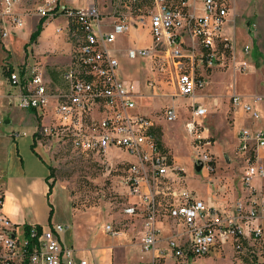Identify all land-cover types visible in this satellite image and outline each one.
Returning <instances> with one entry per match:
<instances>
[{
  "label": "built area",
  "instance_id": "2783aa9c",
  "mask_svg": "<svg viewBox=\"0 0 264 264\" xmlns=\"http://www.w3.org/2000/svg\"><path fill=\"white\" fill-rule=\"evenodd\" d=\"M16 1L5 0L8 7ZM153 3L148 17H142L140 24L135 23L149 28L153 45L138 49V53L155 60L171 58L178 78V93L193 95L204 85V80L197 75L200 64L213 67L220 62L214 45L230 13L232 17L236 15L234 4L232 0H203V14L195 15L187 10L186 0H153ZM117 6H122V0H117ZM48 9L41 8L39 13L47 15ZM64 13L71 21L73 33L79 36V45L74 60L62 72V84L52 85L38 68H33L26 78L22 69L12 70L9 75L10 84L20 90L22 108L55 104L54 122L41 125L39 139L66 135L83 153L107 152L110 147L118 146L136 158L128 168L126 186L130 194L140 198L145 222L140 245L142 250L151 252V264L166 256H205L220 251L228 243L241 251L247 235L261 238L263 224L252 225V222L264 212V197L253 190L252 180L264 178V166L259 162L260 151H264V125L254 133L242 128L238 134L237 152L247 161L242 181L249 192L244 199L235 200L230 206L218 205L186 188L173 189L170 199H160L158 186L175 167L170 166L165 154L159 153L151 118L132 112L136 105L134 86L119 77V61L106 47L114 41L117 31L126 32L133 22L123 18L115 23L116 31H105L101 29L97 7L69 8ZM14 21L22 23L20 17L14 16ZM228 46L232 44L229 42ZM148 84L156 87L155 76ZM231 97L233 104L240 105L251 118L261 117L259 106L264 110V95L245 98L233 94ZM98 101L103 103L102 117L93 131L86 132L87 112ZM193 111L194 115L204 116L207 109L195 105ZM177 117V109L168 106L166 119L173 122ZM188 129L196 135L198 145L212 143L199 134L196 120L189 121ZM196 161L208 171L215 169V157L208 150L198 151ZM2 204L0 187V264H74V248L65 246L59 237L64 230L62 224L47 228L31 225L28 232L26 226H19L3 213ZM166 207L168 212L159 221L161 208ZM163 222H170L166 236L162 235ZM106 230L112 236L123 235V230L113 223L106 224Z\"/></svg>",
  "mask_w": 264,
  "mask_h": 264
},
{
  "label": "crops",
  "instance_id": "0c3cea01",
  "mask_svg": "<svg viewBox=\"0 0 264 264\" xmlns=\"http://www.w3.org/2000/svg\"><path fill=\"white\" fill-rule=\"evenodd\" d=\"M186 2L189 12L195 15L203 14V0H186ZM54 6H56V11L53 13L54 15L46 18L43 29L35 41H31V35L44 16L38 12L17 14L15 10H13V7L8 11H0L5 26L4 32H6L3 37H0V42L10 36L12 33L11 30H15V26L8 28L7 22H10V20L12 21V19L13 22H15L14 16L20 17L22 23H17L16 25L19 27L25 25L27 30L18 29L17 32L13 31V33L18 37L22 36L23 41L27 40L29 37V41H27L28 46L26 47L27 56L24 62L25 64L21 68L24 70L23 73H25L23 77H28L33 68H38L52 85L58 86L61 85L63 81V70L74 60L79 45V36L73 33V28L70 26V19L63 13V9H88L97 7L101 16V29L105 31H116L115 23L122 21L124 17L119 13L123 10L117 8L119 7L117 6V0H56ZM235 16L232 17L230 13L222 29L223 39L220 36L217 38L221 39V42L219 41V48L216 49V51L218 52L219 60L222 62H225V48L229 47V42L232 44L231 48H236V40L232 31V26H235ZM55 20H60V22L66 21V24L57 23L55 27H52V23H55ZM138 27H141V30L146 35L147 41L145 42L147 45L145 43L140 46H134L136 44L137 35L135 32L138 31ZM148 42H151L153 45L149 28L133 23L126 32L117 31L115 40L107 44L106 47L112 56L116 57L119 61V77L122 80L131 82L134 86L135 94L133 98L136 105L132 112L147 115L153 121L155 128L160 126L163 131L161 141L169 147V142H167V140L169 141L170 139V134L168 133L169 128H167L163 122H176L183 110H180L179 106L175 105L174 101L169 98L174 97L172 95H180L178 93L177 84L175 85V92L163 91V85L159 86V74L162 71L164 73V71L173 70L171 73L174 72L176 77L177 74L173 60L169 57L168 59L162 58L163 61L159 59L164 64L160 65L161 68L157 70L158 75L156 71L154 72L155 67H153L152 75L143 82L140 81L136 83L134 79L125 77L126 72H128L126 65L129 63V60L134 59L135 56L141 59L149 58V68H151V62L155 63L156 60L152 56H140L138 53V49L147 48ZM114 44H117L116 47H113ZM115 53H120L122 55L121 58ZM222 62L221 64H223ZM221 64L219 62L218 65L213 67L200 64L197 71L198 77L204 80V85L197 89L203 90L200 92L196 91L195 94L189 96L193 98L195 103L192 105L191 109L192 118L186 119L187 121H185V128L189 134L191 144L194 147L198 145V141L196 135L191 133L188 129L189 121L196 120L197 131L202 138L208 137L211 139L207 133L209 129L207 127L204 129L200 127L203 126L204 119L209 114V108L211 110L213 105L219 104L223 111L230 110L229 106L230 101L232 102L231 96L233 94L242 95L245 98L257 95L248 94L247 89L241 86L240 89L235 87L233 89L229 88L228 90L227 82H223V77H221L218 70H216ZM1 76L4 75H0V85L5 86V91L2 93L1 97L9 101L8 106H6L5 103L0 106V114L5 115L3 120L4 124L0 125V187L3 193V213L19 226L38 225L41 228H47L55 224H62L64 230L60 233L59 237L65 246L74 248V264H140L141 262H148L147 259L143 258L139 260V263L135 262L133 254L134 247L140 246L139 242L145 229L139 196L130 194L129 190L126 192L130 198V203L124 207L123 211H125L124 218L129 222V232L125 235L126 229H122V236H112L107 232L106 224L111 221L108 220L106 215L92 217L90 212L88 213L89 215L87 214V209H80L77 207L68 187L50 176L51 163L43 155L45 150L41 145L38 133L41 125L54 122V112L51 109V105L43 108H22L20 106L19 88L11 86L9 76H7V78L4 76V80ZM152 76H155L157 80L155 88H152L148 84V80ZM239 77L240 79L244 78L242 74H240ZM227 98L229 102L225 101ZM198 100L202 101L199 102ZM164 103H166V109L168 106H174L177 109L178 117L175 121L169 122L166 117L162 119L160 115L157 117V114L162 111ZM195 105L204 106L207 109L206 115H194L193 108ZM232 105L233 114L230 115V117L236 128L240 125L242 126L239 131L242 128H247L254 133L258 128L264 125V110L261 106H259L262 112L261 117L254 119L251 118L248 113L244 112L240 105L236 106L233 102ZM247 119L258 121L259 125L254 126L257 122H253V124L255 123L254 125L248 126L246 123ZM239 131L236 132L234 136L237 141V148ZM174 134L175 133H173L172 136ZM112 148H118V146L110 147L107 152L109 150L111 152ZM119 148H123L127 151L124 147ZM197 152L198 151L193 154L192 158H188L189 162L190 159L192 160L195 171H197L196 164H199L196 161ZM236 154H238V152ZM165 155L168 157L170 166H174L175 169L183 166L180 163L179 165L175 160L172 165L169 154ZM132 157L133 160L135 159L133 163L136 162V158L133 155ZM259 158L260 164L264 166V151H260ZM214 164L216 166V163ZM185 168L186 167H184V169ZM186 169L188 170V168ZM214 171L215 169L213 172ZM171 173L176 174V172L169 171L168 177ZM242 178L238 186H234V184L229 182L224 183L221 176L215 178L213 181H209L214 184V189L207 190L205 199L210 198L214 200L216 204L225 206H230L235 200L244 199L248 195L249 190L245 188ZM50 183H53L52 189H50ZM252 186L253 190L259 194L260 197H264V178L254 177ZM126 188L128 187L126 186ZM195 195L198 197L197 194ZM132 220H135L134 222L136 223H132ZM168 223L164 226L165 228L162 231V235H165L170 229ZM252 223L263 224L264 228V212ZM101 233H103V241L100 239ZM218 250H224V248L222 247ZM255 250H257V252H254ZM241 251L251 252V255L256 254L257 262L259 264H264V232L259 239H254L252 236L247 235L243 241ZM169 257L171 259L174 258L171 256L166 258ZM151 260L152 254L149 261L150 264L152 262ZM83 261L86 263H83Z\"/></svg>",
  "mask_w": 264,
  "mask_h": 264
},
{
  "label": "rangeland",
  "instance_id": "374dc122",
  "mask_svg": "<svg viewBox=\"0 0 264 264\" xmlns=\"http://www.w3.org/2000/svg\"><path fill=\"white\" fill-rule=\"evenodd\" d=\"M55 2L56 0H17L8 7L5 0H0V11H8L14 5L13 10H15L17 14H30L31 12L39 13L41 8H49L48 14L44 16L51 17L55 12ZM232 2L236 13L235 26H232V31L236 40V48H225V62L219 60L220 64L221 62L223 64L216 70H218L220 76L223 77V82H227L228 90L229 88L233 89L235 87L240 89L241 86L247 89L248 94L264 95V0H232ZM153 5V0H122V6L119 8L123 11L119 13L127 21L129 20L133 23L138 22L140 24L141 18H147L149 12L153 10ZM65 10L66 9H63V13ZM57 23L65 25L66 21L60 22V20H55V23H52V27H55ZM16 24V22H13V19L7 22L8 28L15 26V30L10 29L12 32L10 36L0 42V75L3 74L6 78V71L9 67L12 66L15 72H19L25 64L24 62L27 56L26 47L28 46L27 41H29V37L27 40L23 41L22 36L18 37L13 33V31L17 32L18 29H26V26L22 25L19 27ZM4 30L5 26L2 21V16L0 15V37H3ZM137 30L138 31L135 32L137 35L136 44L134 46L143 45L146 43L145 41H147V37L141 30V27H138ZM220 37L223 39V31ZM219 41L221 42V39H216L214 45L215 49L219 48ZM116 45L117 44H114L113 47H116ZM247 45L249 49L245 47ZM150 47H152V43L148 42L147 48ZM115 54L119 58L122 56L120 53ZM160 62L159 58H157L155 63L151 62V68H149V58L141 59L135 56V58L129 60V63L126 65L128 72H126L125 77L134 79L136 83L140 81L143 82L152 75L153 67H155L154 72L156 71L158 75L157 70L161 68ZM172 71H164V73L162 71L159 74V86L163 85V91H176L175 85L177 84V76L175 77L174 72L171 73ZM240 74L244 77L243 79H240ZM4 76H1L3 80L5 79ZM202 90L203 89H197L199 92ZM4 91L5 86L0 85V106L4 105L3 103H5L6 106L9 105V101L1 97ZM172 96L174 97L169 98L172 99L175 105L179 106L180 110L182 109L183 112L176 122H163L165 123L164 125L169 128L168 133L171 136H169V141L167 140V142H169V147L163 143V141H161L162 144L158 143L157 138L160 137L162 139L163 137V131L160 126L156 128L153 126L152 131L159 145V153L169 154L172 165L175 160L178 164L180 163L183 166L174 169L176 174L171 173L169 177L165 179L164 184L158 186L160 189L159 198L168 200L171 197V190L186 188L197 194L199 198L205 199L207 190L214 189V184L209 181H213L220 176L224 183L229 182L234 184V186H238L247 168V161L240 153L236 154L239 150L234 136L242 126L240 125L236 128L235 124L232 123L233 120L230 117V115L233 114V107L231 108V106H233L232 102L230 101V110L223 111L219 104L213 105L211 110L209 108V114L204 119L203 126L200 127L203 129L207 127L209 129L207 133L213 143L211 145H197L194 147L191 144L189 134L185 128V121H187L186 119L192 118L191 109L195 102L193 98L189 96ZM198 101L201 102L202 100ZM225 101L229 102V99L227 98ZM49 105H51V109L54 111L55 104L51 102ZM162 108V113H158L157 117L160 115L162 119H165L166 103L163 104ZM102 109L103 103L102 101H98L87 112L84 125V130L86 132H91L97 127L96 124L102 117ZM4 117V114H0V118L2 119L0 125L4 124ZM253 122L257 123H254V125ZM246 123L248 126L259 125L258 121L251 119H247ZM173 133L175 134L172 136ZM60 136H50L49 138L45 136V138L41 140V145L45 150L43 155L51 163V174L54 179L62 182L68 187L77 207L80 209H87V214L90 212L92 217L106 215L108 220L111 221L109 223H113L114 226L119 229H126V235V233L129 232V222L124 218L125 211H123V209L130 203V198L126 193L128 190V188H126V178L128 168L135 159L133 160L132 155L119 147L112 148L111 152L109 150L108 152L91 151L83 153L73 146L71 140L66 135ZM204 150H208L215 157L216 166L214 172L208 171L206 167L200 171H195L192 160L190 159V162L188 161V158H192L196 151ZM184 167L188 168V170L186 168L184 169ZM167 210V207L166 209L161 208L159 221L160 218L162 221L163 217L168 212ZM134 221L132 220V223L135 224L136 222ZM166 225L167 224L163 222V227L161 228L164 229ZM252 225L255 224L252 223ZM166 235L167 232L163 236ZM102 236L103 233L100 235V239L103 241ZM140 246L134 247L133 254L135 262L139 263V260L143 258L147 259L148 262H141L140 264H150V252L142 250ZM223 248L224 250L211 252L205 256L173 259L170 257L166 258L168 257L166 256L159 258L156 264H249L248 260H250L249 254L251 252L238 251L231 243L224 245ZM254 252H257V250ZM255 256L257 258L256 254Z\"/></svg>",
  "mask_w": 264,
  "mask_h": 264
},
{
  "label": "trees",
  "instance_id": "16d2710c",
  "mask_svg": "<svg viewBox=\"0 0 264 264\" xmlns=\"http://www.w3.org/2000/svg\"><path fill=\"white\" fill-rule=\"evenodd\" d=\"M55 11H56V8H55ZM47 17H48V16H44L43 18H41V20H40V22H39V24H38L36 30H34L33 33H32V35H31V41H35V40H37L39 34L41 33V30L43 29V25H44V22H45V20H46ZM12 70H13V69H12V66H10L9 69L6 71V75L9 76V75H10L9 73H10ZM159 136H160V135H159ZM157 140H158V143H159V144H162V143H161V138H160V137H158ZM50 176L53 177L52 174H51ZM52 186H53V183H50V189H52ZM26 229H27L28 232H30V226H29V225H26ZM249 255H250V260H248L249 264H259V263L257 262V258H256L255 255H251V253H250Z\"/></svg>",
  "mask_w": 264,
  "mask_h": 264
},
{
  "label": "water",
  "instance_id": "95a60500",
  "mask_svg": "<svg viewBox=\"0 0 264 264\" xmlns=\"http://www.w3.org/2000/svg\"><path fill=\"white\" fill-rule=\"evenodd\" d=\"M7 121V120H6ZM203 165L202 164H196V169L197 171H200L202 169Z\"/></svg>",
  "mask_w": 264,
  "mask_h": 264
}]
</instances>
